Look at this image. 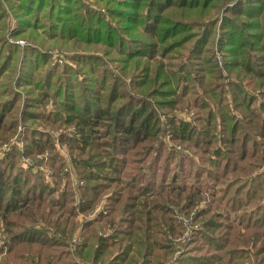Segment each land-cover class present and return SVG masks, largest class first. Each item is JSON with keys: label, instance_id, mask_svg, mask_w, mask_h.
<instances>
[{"label": "trees", "instance_id": "16d2710c", "mask_svg": "<svg viewBox=\"0 0 264 264\" xmlns=\"http://www.w3.org/2000/svg\"><path fill=\"white\" fill-rule=\"evenodd\" d=\"M17 1L16 11L25 13L14 12L11 28L1 12L11 1L0 0V138L18 133L19 113L16 136L23 141L21 148L11 143L0 158V223L4 233L13 224L29 225L0 234V252L12 254L6 264H230L248 254L235 244L248 238L246 229L264 235V194L261 204L251 195L264 191V0L226 10L230 17L217 25L224 48L215 50L205 45L218 18L206 17L226 0H96L103 9L87 0ZM26 27H41L52 38L103 43L115 49L117 64H107L104 53L90 56L95 62L75 53L66 54L69 62L54 63L49 48L9 41L27 39ZM157 55L172 57L183 72L168 70ZM187 59H198L195 71ZM237 67L252 74L251 86L236 81L239 72L233 79ZM167 74L181 87L185 111L197 109L195 121L168 112L171 106L159 100L171 85ZM189 89L193 94L185 98ZM39 103L49 108L33 110ZM62 142L73 159L60 151ZM228 172L243 175L235 176L241 183L232 194ZM103 195L107 210L93 214ZM201 201L208 205L191 215ZM181 215L198 225L187 230ZM74 235L77 243L68 250Z\"/></svg>", "mask_w": 264, "mask_h": 264}, {"label": "rangeland", "instance_id": "374dc122", "mask_svg": "<svg viewBox=\"0 0 264 264\" xmlns=\"http://www.w3.org/2000/svg\"><path fill=\"white\" fill-rule=\"evenodd\" d=\"M11 2H8V3H5V8L4 10L2 9L1 12H2V15H3V20H4V23L7 22L10 23L9 24V27L11 28H14L17 21L15 20V18L13 17L14 15V12L16 11V6L17 4L19 3L17 0H9ZM159 1V0H158ZM191 0H187V2H189ZM243 1L244 0H226V1H219L217 3V6H218V11L214 12V11H211L210 14L206 17V20H209V19H214V18H218V22L215 23L214 25V36L213 34L211 36H208L210 39L208 41V44H206V48L207 50L210 49V50H215L217 49V47L221 46L224 48V44H219V35H218V27L217 25L219 24V22L221 21V19L223 17H225L226 15L228 17H230V13L227 12L226 10L227 9H233V10H240L242 8H253L250 6V3H245L243 5ZM250 1V0H248ZM253 1V0H252ZM87 2H89L90 4H92L93 6L95 7H100L101 9H103L101 6H103L102 3H98L96 0H87ZM251 2V1H250ZM91 5V6H92ZM4 6V5H3ZM45 9V8H44ZM43 9V10H44ZM48 7H46L45 10H47ZM175 10V9H174ZM16 12H18L19 14H22V13H25L24 12V9L20 8L18 9ZM42 13V12H38L36 9H32L31 10V13ZM215 14H217V16L213 17ZM38 15V16H39ZM26 16L25 14L22 15V17ZM16 17V16H15ZM232 18V17H231ZM234 19V18H233ZM44 22H47L46 19H44ZM8 26V25H7ZM23 37L27 38V39H24V38H20V37H12V38H9V41L11 42H15V43H20V44H26V43H29V40L32 41V42H35V43H30V45L32 46H35V47H39L40 49H48L50 52H51V60L52 62H58L60 65L63 64V62H66L69 60V58H67V55L66 54H79V55H82V56H89L87 58H82L81 60H87L89 62H93L95 59H93L92 57L90 56H97V55H101L104 53V58L107 59V64H109L110 66H112V68L114 66H116V62L113 58H116V53H115V49L114 48H108L105 44L103 43H99V42H90L89 44H87L85 42V39L86 37L85 36H74L75 38H66V37H58V36H55L54 38H52L51 36L47 35L46 33L43 32V29L41 27H38V28H35V29H32V28H28L26 27V30L24 31V34L22 35ZM213 36V37H212ZM58 37V39L56 38ZM207 37V39H208ZM75 39H77V41H75ZM193 41V38L190 39V41L187 43V46L189 47L191 45ZM176 51V50H175ZM175 51L173 53H175ZM211 51H204L202 54L203 56H206L207 54H209ZM156 60H161L162 62H164L166 65H167V68H169L168 70H176L178 73L180 72H183L182 70L180 71L179 70V65L181 64H178L177 66V63H172L170 62V59L172 57H169L168 59L166 57L164 58H161L159 55L156 56ZM221 58H219V61H220ZM177 59L174 58L173 61H176ZM182 60V59H181ZM180 60V61H181ZM191 60H194V63L190 62ZM69 62V61H68ZM70 62H72L70 60ZM95 62V61H94ZM189 62V66H191V69H193L195 71V68L197 67H194L196 65V63L198 62V59H187V63ZM81 69H83V71L85 72L86 75H89L90 76V72L88 70H86L85 68H82L80 67ZM223 72H225L224 68L221 69ZM229 70V69H228ZM217 73L219 72V70H216ZM230 71V70H229ZM80 72H82L80 70ZM100 71H98V73L96 72V75L99 74ZM231 72V71H230ZM236 72H239V75L236 79V81L238 82H242L244 85H250L251 86V82L253 80V78L251 77L252 74H247L244 69H242L241 67H237L235 69L232 70V76H233V79L234 78V73L236 74ZM83 73V72H82ZM198 73L200 74H203V70L202 71H198ZM95 73H93V77H94ZM167 78L169 79L170 78V82H171V85H169V87H163L162 88V91L163 92H166L165 95L163 97H161L159 100L162 101V104H166L168 103L170 106H171V110H168V112H172V114H175V115H178V117H182V118H187V119H191L192 121H195L194 116H191V114L193 113L192 110H197L196 108H191L190 110H188L189 112L187 113V111H185L187 109V107H185V101L184 100H180V97H179V94H177L180 90H181V87L177 88L175 86V81L173 79V77L170 76V74H167ZM211 76L210 75H207L205 76V81H208V80H211ZM96 85L97 83L94 82ZM195 83L193 82H190L189 83V86H193ZM94 85V86H96ZM171 86H174L176 87V89L178 91H176L175 89H173V87ZM197 87V86H194V88ZM198 88H203L202 85H198ZM25 89H28L29 91H32L34 92L35 94H31L33 96H35L37 94V90L38 89H33L32 86H29V87H25ZM107 89V88H106ZM109 90V88H108ZM192 89H189L185 95V98L188 97V96H192L193 93H191ZM107 90H102L101 93H103V95L105 94ZM169 92V93H167ZM173 92V93H171ZM108 92H106V94H108ZM156 97H153V98H150L149 101L150 102H153V105L155 104L154 100H155ZM193 97H190V99H192ZM228 99H234V97L232 96H229ZM118 101H116L117 103L118 102H124L122 99L118 98L117 99ZM209 100L212 101V98L209 97ZM253 104V103H252ZM23 105V99H20L19 101H17V110L19 111L21 109ZM253 106V105H251ZM46 108H49V104H46L45 105ZM44 105L41 103H39V106L38 107H32L33 110H37V111H41L43 109H45ZM162 107V106H161ZM156 108H158L156 106ZM206 109H203L201 110L198 114H203L205 112ZM238 110H240L241 112H244V108L243 107H239ZM194 114V113H193ZM160 117L161 119H163V116L162 114H160ZM21 118H22V114H17V121H18V133H16L14 136L10 137L9 138V141L8 139L5 140V141H2L0 138V158L2 157V155L9 149V146L11 143H14L16 144L19 148L22 147L23 145V141L19 140L20 138L16 135L19 134V131H20V126H21ZM28 122H31V121H28ZM36 122H39L36 121ZM196 123V122H194ZM74 126H71V127H67L65 128L66 130L65 131H69V129H72ZM62 128V127H61ZM59 128L56 132L59 133L60 129ZM251 134L252 136L255 137V139L257 138L259 141L260 139L258 138V136H256L255 133H253V130H251ZM241 135V132L240 133H237V135ZM7 136V135H6ZM18 137V138H17ZM99 140V139H98ZM251 143L252 141H249L248 143V146H247V149H248V152H247V156L250 157V154L251 152L253 151L252 149V146H251ZM67 143L66 142H62V148L64 149H60V151L64 154V157L69 160V159H73L74 156L76 155H72L68 149H67ZM58 147H59V143H58ZM238 152V150H235ZM73 156V157H72ZM26 160H28L26 158ZM104 160V159H102ZM249 160H252L250 158L246 159L245 160V164L248 165V168H249V171H251V174H255V169L249 164ZM253 160H256V159H253ZM68 166H70V171L72 173V175H74V166H73V163L71 162L70 165L68 164ZM261 166V167H260ZM259 167L260 168H263L264 167V160L262 162V164L260 165ZM67 168V164H66V167ZM69 169V168H68ZM66 171H69V170H66ZM70 174V176H72ZM228 177L227 179L230 180V179H234L236 178L235 176H243L240 172H228ZM65 179V177L63 178V180ZM169 179L168 178L167 180L163 181L164 184L168 183L169 182ZM159 180H160V176L157 177V183H159ZM264 182V181H263ZM234 183V186L233 188L230 190V193L229 194H232L234 189L236 188L235 186H238L240 183H241V180L239 179H234L233 181ZM264 194V191H258V190H255L254 194H251V195H255V197L253 198V203H257V204H261V195ZM105 196L107 195H103V201L101 204H99L97 207L94 208V210L92 211L93 214L96 213V211H105L107 210L106 208V203L105 201ZM251 203V204H253ZM105 204V205H104ZM189 204V202L187 203ZM208 205V202L206 203L205 201H201L199 202L198 204H196L193 209H192V212H191V215H193V212H197L199 210V208L201 207H204V206H207ZM171 208H175V206L172 204L170 205ZM92 213L90 214V216L92 215ZM126 214V212H125ZM80 217V216H79ZM179 220L181 221V223L186 227V229L188 230L189 228L191 227H196L198 224L192 220V218L190 217H187L185 215H181L180 217L178 216ZM9 219H11L12 221H15L14 217L12 216H9ZM38 221H41V218H38ZM4 223V222H3ZM3 223H0V234H4L5 236H8L10 234H12L13 232H16V231H19L21 230L24 226H28L29 223H21L20 222V225H11L9 227V230L7 233H4L3 232ZM242 228L241 227V231H242ZM261 228H264V227H261ZM244 229L243 228V231L244 232ZM259 230H261L259 228ZM246 232L248 234V238L247 239H243V243H240L242 241H239L235 244H240L241 247H243L244 249H247L248 250V254L247 255H242V257H232L231 260L229 261L230 264H264V235H262V233H260V231H256V228H247L246 229ZM259 232V233H257ZM107 231H104V234H106ZM7 234V235H6ZM77 239L76 238V235L72 236V238L70 239V241H67L68 242V250L72 249L74 244L73 243H77ZM249 239V240H248ZM242 240V239H241ZM70 243V244H69ZM34 246H32V248H34ZM24 253L26 255H28L27 252H25L24 250ZM179 254L178 251H175V253L173 254V258H175L177 255ZM12 258V254H8L5 250H3L2 252H0V264H6L8 262H10V260ZM250 259H257V260H260V263H255V261H250ZM6 260V262H5ZM30 260H26V261H22V260H18V261H14V264H42V263H39L37 262V260H34L33 262H28ZM168 264V263H167Z\"/></svg>", "mask_w": 264, "mask_h": 264}]
</instances>
